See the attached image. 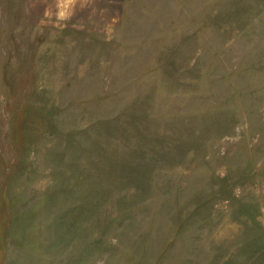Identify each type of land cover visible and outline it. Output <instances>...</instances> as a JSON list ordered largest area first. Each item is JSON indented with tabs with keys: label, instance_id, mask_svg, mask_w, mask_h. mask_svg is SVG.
<instances>
[{
	"label": "rangeland",
	"instance_id": "rangeland-1",
	"mask_svg": "<svg viewBox=\"0 0 264 264\" xmlns=\"http://www.w3.org/2000/svg\"><path fill=\"white\" fill-rule=\"evenodd\" d=\"M0 264H264V0H0Z\"/></svg>",
	"mask_w": 264,
	"mask_h": 264
}]
</instances>
